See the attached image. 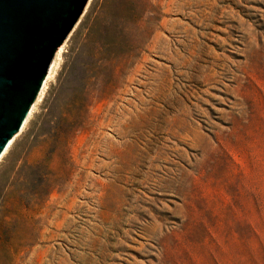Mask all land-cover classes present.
<instances>
[{"label":"rangeland","instance_id":"rangeland-1","mask_svg":"<svg viewBox=\"0 0 264 264\" xmlns=\"http://www.w3.org/2000/svg\"><path fill=\"white\" fill-rule=\"evenodd\" d=\"M131 1L77 126L41 107L100 0L0 157V264H264V0Z\"/></svg>","mask_w":264,"mask_h":264},{"label":"water","instance_id":"water-1","mask_svg":"<svg viewBox=\"0 0 264 264\" xmlns=\"http://www.w3.org/2000/svg\"><path fill=\"white\" fill-rule=\"evenodd\" d=\"M89 0H0V157Z\"/></svg>","mask_w":264,"mask_h":264},{"label":"trees","instance_id":"trees-1","mask_svg":"<svg viewBox=\"0 0 264 264\" xmlns=\"http://www.w3.org/2000/svg\"><path fill=\"white\" fill-rule=\"evenodd\" d=\"M131 2L100 0L96 9L89 12V23L82 28L86 33L78 37L68 50L57 84L42 103L40 117L43 135L64 132L66 128L77 126L72 111L78 112L84 107L87 82L95 79L96 69L102 61L113 59L114 50L120 47L127 49L129 46L122 37L120 26L132 21L135 8L123 9L124 6L131 5ZM105 54L107 56L104 57ZM26 179L24 186L31 188L33 180L30 177Z\"/></svg>","mask_w":264,"mask_h":264},{"label":"bare ground","instance_id":"bare-ground-1","mask_svg":"<svg viewBox=\"0 0 264 264\" xmlns=\"http://www.w3.org/2000/svg\"><path fill=\"white\" fill-rule=\"evenodd\" d=\"M48 74H49V71H48V73H47V75H46V77L48 76ZM44 85L42 84V87H43Z\"/></svg>","mask_w":264,"mask_h":264}]
</instances>
